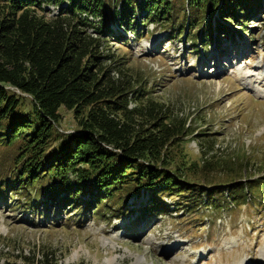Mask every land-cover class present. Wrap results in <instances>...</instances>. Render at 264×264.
Wrapping results in <instances>:
<instances>
[{"label":"rangeland","instance_id":"obj_1","mask_svg":"<svg viewBox=\"0 0 264 264\" xmlns=\"http://www.w3.org/2000/svg\"><path fill=\"white\" fill-rule=\"evenodd\" d=\"M105 1L107 10L116 5ZM167 1L171 24L160 11L148 20L146 10L134 12L133 25L109 20L103 52L147 76L149 96L189 126L165 159L189 181L185 199L197 202L185 206L163 194L154 205L145 187L119 211L120 202L111 205L116 198L96 203L91 189L53 202L38 186L19 189L22 162L16 149L0 145V252L10 260L51 247L60 264H264V0L252 5L248 21L243 14L236 22L221 18L219 6L211 15L196 0ZM43 7L48 17L60 11L53 3ZM87 31L99 35L94 27ZM198 33L207 38L198 40ZM9 89L25 98L19 109L25 113L29 95ZM60 113L55 132L76 133L73 112Z\"/></svg>","mask_w":264,"mask_h":264},{"label":"trees","instance_id":"obj_2","mask_svg":"<svg viewBox=\"0 0 264 264\" xmlns=\"http://www.w3.org/2000/svg\"><path fill=\"white\" fill-rule=\"evenodd\" d=\"M112 1L116 5L107 10L105 0H0V145L16 149V159L22 162L18 181L24 185L19 189L28 192L38 186L39 193L53 202H60L63 193L71 192L65 197L70 199L91 189L97 193L96 203L116 198L111 205L117 208L114 205L120 202L119 211L128 196L142 187L150 192L154 205L163 194L176 196L177 204L185 206L197 202L185 199L190 192L185 182L189 181L165 159L169 146L178 144L189 126L149 96L147 76L103 52L109 20L130 25L134 12L146 10L148 20L155 21L160 11V19L171 24L165 18L169 3ZM196 1L198 9L211 15L219 6L221 18L236 22L244 15L248 21L258 0ZM48 3L57 5L59 13L48 17L43 7ZM84 12L93 18L82 17ZM96 18L103 21L91 23ZM184 25L185 20L180 21V27ZM89 27L99 35L88 33ZM219 28L226 26L219 24ZM196 36L201 41L207 38ZM9 87L29 95L25 113L19 110L25 107V98ZM131 102H135L132 108ZM61 108L73 112L76 133L60 131L61 136L55 132ZM210 202L215 207V200ZM10 257L0 252V264H60V255L51 247L21 252L17 255L20 261Z\"/></svg>","mask_w":264,"mask_h":264},{"label":"bare ground","instance_id":"obj_3","mask_svg":"<svg viewBox=\"0 0 264 264\" xmlns=\"http://www.w3.org/2000/svg\"><path fill=\"white\" fill-rule=\"evenodd\" d=\"M246 23H247V22H246ZM244 24H245V23H244ZM238 28H239V27H238ZM128 29H129V28H128ZM162 42H163V41H162ZM162 42H161V43H162ZM204 45H205V44H204ZM244 53H245V52L242 51V52H241V56H243ZM226 54H227V53H226ZM221 55H222V54L220 53L218 56H221ZM230 55H231V54H230ZM214 60H215V59H214ZM228 60H229V59H228ZM233 60H234V59H233ZM251 61H252V60H251ZM226 62H227V61H226ZM220 63H221V62H220ZM222 63H223V62H222ZM232 65H233V61H230V65H229V66H232ZM225 67H226V66H225ZM218 71L221 72L222 70H221V69H218ZM263 81H264V80H263ZM249 82H250V81L248 80V84H247L248 86L252 83V81H251V83H249ZM242 264H243V263H242ZM246 264H248V262H246Z\"/></svg>","mask_w":264,"mask_h":264}]
</instances>
